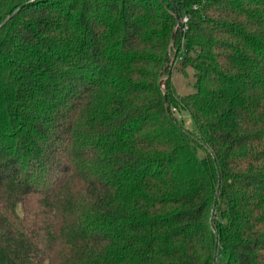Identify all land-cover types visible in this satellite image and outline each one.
Returning <instances> with one entry per match:
<instances>
[{"label":"trees","instance_id":"trees-1","mask_svg":"<svg viewBox=\"0 0 264 264\" xmlns=\"http://www.w3.org/2000/svg\"><path fill=\"white\" fill-rule=\"evenodd\" d=\"M0 264H264V0H0Z\"/></svg>","mask_w":264,"mask_h":264},{"label":"rangeland","instance_id":"rangeland-1","mask_svg":"<svg viewBox=\"0 0 264 264\" xmlns=\"http://www.w3.org/2000/svg\"><path fill=\"white\" fill-rule=\"evenodd\" d=\"M174 79L176 80L177 76ZM162 89H163V86H162ZM179 91L182 94L188 92L187 90H183V88L180 89ZM177 115H178L179 119H181L183 121V125L185 126L186 129L194 130L193 122H192V120H191V118L187 112L182 111L181 113H178Z\"/></svg>","mask_w":264,"mask_h":264},{"label":"built area","instance_id":"built-area-1","mask_svg":"<svg viewBox=\"0 0 264 264\" xmlns=\"http://www.w3.org/2000/svg\"><path fill=\"white\" fill-rule=\"evenodd\" d=\"M186 21H187V19L185 18V19H183V23H186Z\"/></svg>","mask_w":264,"mask_h":264},{"label":"water","instance_id":"water-1","mask_svg":"<svg viewBox=\"0 0 264 264\" xmlns=\"http://www.w3.org/2000/svg\"><path fill=\"white\" fill-rule=\"evenodd\" d=\"M9 18H10V17H9ZM9 18H8V19H9ZM8 19H7V20H8ZM177 23H178V21H177ZM161 87H162V83H161Z\"/></svg>","mask_w":264,"mask_h":264}]
</instances>
